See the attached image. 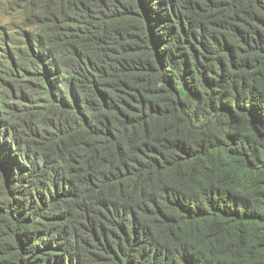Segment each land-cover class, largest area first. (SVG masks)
Listing matches in <instances>:
<instances>
[{
	"label": "trees",
	"instance_id": "obj_1",
	"mask_svg": "<svg viewBox=\"0 0 264 264\" xmlns=\"http://www.w3.org/2000/svg\"><path fill=\"white\" fill-rule=\"evenodd\" d=\"M0 264H264V0H5Z\"/></svg>",
	"mask_w": 264,
	"mask_h": 264
},
{
	"label": "rangeland",
	"instance_id": "obj_2",
	"mask_svg": "<svg viewBox=\"0 0 264 264\" xmlns=\"http://www.w3.org/2000/svg\"><path fill=\"white\" fill-rule=\"evenodd\" d=\"M20 22V16L16 13L8 11L5 0H0V47L2 41L7 39L9 34L11 35V33L16 31Z\"/></svg>",
	"mask_w": 264,
	"mask_h": 264
}]
</instances>
